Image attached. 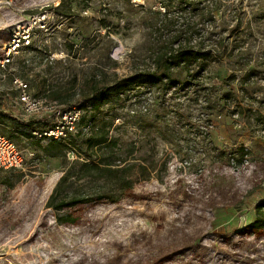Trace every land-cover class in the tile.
<instances>
[{"label":"rangeland","instance_id":"obj_1","mask_svg":"<svg viewBox=\"0 0 264 264\" xmlns=\"http://www.w3.org/2000/svg\"><path fill=\"white\" fill-rule=\"evenodd\" d=\"M46 1L14 14L23 22L36 15L40 23L0 79V109L14 102V76L58 110L65 100L73 104L102 85L151 71L154 47L170 37L177 39L173 47L186 42L222 51L199 78L217 107L207 114L199 109L201 96L163 97L142 80L83 107L100 130V119L108 121L103 131L135 164L132 177L142 175L138 161L150 172L117 201L68 209L74 220L65 223L45 202L84 153L73 147L66 157H47L25 138H9L22 164L0 168V264H264V227L251 225L264 199V0H224L227 10L210 19L166 0ZM12 12L0 7V53ZM238 67L252 74L243 90L229 78L242 75ZM229 85L230 102L219 98ZM237 106L244 110L232 113ZM40 115L54 120L53 112ZM7 125L0 122V132Z\"/></svg>","mask_w":264,"mask_h":264},{"label":"trees","instance_id":"obj_2","mask_svg":"<svg viewBox=\"0 0 264 264\" xmlns=\"http://www.w3.org/2000/svg\"><path fill=\"white\" fill-rule=\"evenodd\" d=\"M166 4L173 8H188L193 14H197V19L215 18L214 16L219 11L222 13L228 8L224 0H166ZM171 36L179 37L180 33L175 32ZM167 40L169 41L166 43L165 41L159 42L154 47L152 54L153 69L151 71L136 72L118 79L112 85H102L94 90L92 96L76 100L73 104L67 103L65 100L66 103H62L59 109L65 110L72 106L83 108L92 106L93 103H104L110 89L124 90L137 80H142L154 85L157 90H160L163 97L169 92L170 95L172 93L184 95L188 91L194 93L197 100L201 96L203 101L199 105L200 111L211 114L216 109L217 102L208 92L210 86H205L199 78H201L203 71L208 68L207 61L215 60V57L220 56L222 51L220 52L217 46L204 49L186 45V42L177 43L173 47L177 39L171 40L170 37ZM229 55H233L231 50H229ZM237 69L243 68L238 67ZM243 70L240 77L235 74L229 76L230 80H236L240 90H243L244 83L252 76L249 69ZM183 71L185 73L182 75ZM234 96L235 89L229 85L225 91L221 92L219 98L230 102L235 98ZM12 99L14 102L8 101L5 103V107L0 109V122L5 125L8 124L7 130L1 131V134L7 138L14 136L25 138L41 149L42 156L66 157L67 150L73 147L77 149L76 152H83L85 155L81 160L76 157L70 161L71 163L64 169L45 202L46 207L54 211L58 223L74 220L68 209L93 201H117L123 192L121 190L130 188L140 178L148 177L150 172L148 168L150 167L148 163H140V161L136 165L142 175L141 177H132L135 164L127 161V157L122 154V147L118 139L107 136L103 131L108 121L100 119L102 121L100 130L96 126L94 114L90 113V117L82 114L79 125H88L89 130L86 133H77L78 139L72 141L73 147L55 140H50L41 145L39 139L35 138L31 131L51 125L53 119L50 116L40 114L25 117L16 109L18 100L14 91L12 92ZM5 100L8 99L5 98ZM243 110L242 107L237 106L236 109L232 110V113L239 114ZM261 122L264 123L263 120H260ZM244 153V151L241 152V154ZM78 182L80 184H77ZM251 225L255 228L264 227V199L255 204Z\"/></svg>","mask_w":264,"mask_h":264},{"label":"built area","instance_id":"obj_3","mask_svg":"<svg viewBox=\"0 0 264 264\" xmlns=\"http://www.w3.org/2000/svg\"><path fill=\"white\" fill-rule=\"evenodd\" d=\"M46 5H48L46 0H0V7L13 11L11 16L13 18V27L9 33L8 40L1 46L0 79L5 78V71L7 66L11 63L14 54H17L20 49L30 45L35 32L34 29L38 27L40 23V19L36 15L29 16L28 19L23 22L17 17H14V14H16V12H23L27 9L44 7ZM11 81L20 109L26 117L53 112L54 120L51 125L31 131L32 135L39 139V141L48 142L50 140H55L73 147L72 140L77 133L88 132V125H79L82 108L72 106L69 109L56 110L55 105L51 101H47L45 98L31 93L26 80L14 76ZM21 164L22 157L18 147L13 141L0 133V168L15 169L19 168Z\"/></svg>","mask_w":264,"mask_h":264}]
</instances>
